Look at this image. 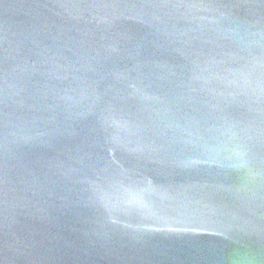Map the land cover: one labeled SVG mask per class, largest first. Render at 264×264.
Returning a JSON list of instances; mask_svg holds the SVG:
<instances>
[{
	"label": "water",
	"instance_id": "water-1",
	"mask_svg": "<svg viewBox=\"0 0 264 264\" xmlns=\"http://www.w3.org/2000/svg\"><path fill=\"white\" fill-rule=\"evenodd\" d=\"M0 264H264V0H0Z\"/></svg>",
	"mask_w": 264,
	"mask_h": 264
}]
</instances>
